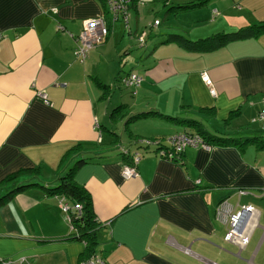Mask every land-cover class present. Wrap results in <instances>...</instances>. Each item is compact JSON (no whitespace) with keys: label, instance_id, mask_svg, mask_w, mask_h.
I'll return each instance as SVG.
<instances>
[{"label":"crops","instance_id":"1","mask_svg":"<svg viewBox=\"0 0 264 264\" xmlns=\"http://www.w3.org/2000/svg\"><path fill=\"white\" fill-rule=\"evenodd\" d=\"M162 1L135 0L124 22L120 13L106 12L104 0H0V197L19 185L37 184L0 203V264H80L87 257L61 207L72 201L42 187L56 186L64 175L59 171L72 168L76 159L86 160L72 175L91 196L99 221L94 253L102 264H264L262 212L253 202L264 201V146L187 147L173 161L136 144L141 138L195 132L162 114L198 115L212 132L264 134V116L259 117L264 34L209 52L162 43L166 37L151 47L146 38L148 53L130 69L142 80L129 87L134 99L126 100L114 90L120 88L123 55L137 41L144 10L149 13ZM176 11L182 13L181 24L202 22V31L207 26V32L230 31L264 21V0H207ZM177 14L167 12L165 19L172 23ZM101 15L109 36L77 60L73 51L85 20ZM204 71L214 95L201 78ZM178 75L186 78L181 89H170L156 102L155 84ZM119 104L127 107L112 119L110 106ZM146 111L156 113L129 121ZM253 121L255 129L244 126ZM126 148L142 153L129 178L122 176L125 162L119 157ZM221 201L235 209L254 208L245 242L224 239L227 225L215 214ZM258 227L262 235L249 242Z\"/></svg>","mask_w":264,"mask_h":264},{"label":"trees","instance_id":"2","mask_svg":"<svg viewBox=\"0 0 264 264\" xmlns=\"http://www.w3.org/2000/svg\"><path fill=\"white\" fill-rule=\"evenodd\" d=\"M135 0L131 1V6H133ZM207 0H190L187 2H183L180 4L173 5V9L188 11L190 9H194L197 7H201L203 4H206ZM261 34H264V21H258L254 23H249L244 26H240L236 29L230 31H219L213 33L204 38H198L195 40L185 39L183 36L175 33L174 31L172 34H168L166 38L161 41L162 43H176L180 45L182 48L192 51V52H209L214 50L218 47H221L229 42L237 41L240 39L257 37ZM134 71H128L127 73L120 74L118 80L121 82V78ZM122 84V82H121ZM126 104H119L112 109L110 112V117L113 119L116 118L117 115L123 112L126 108ZM156 113L154 111H146L137 113L131 117H129V121L133 120L136 117H144L147 115H151ZM158 113V112H157ZM161 114V113H160ZM124 114H122L123 116ZM162 116L172 119L176 122L186 123L189 126H193L195 128V133H198L202 136V138L210 144L212 147L216 145H234L239 148L245 147L249 143H258L260 147L264 146V134H257V132L245 133L237 132V134H228L224 132H212L207 129L205 126L203 127L202 122L196 118H189V119H181L174 116L163 115ZM232 117V116H231ZM230 117V118H231ZM229 118V119H230ZM230 120L227 122V127L230 124ZM242 127H240L241 129ZM243 130L247 128H242ZM190 132V131H186ZM241 133V134H239ZM137 145H141L139 141H136ZM163 146H167L162 142ZM134 150H130L126 148V151H122L120 153V159L124 160L125 163L129 162V155L128 153L133 152ZM85 159L77 160L75 165L69 169V171L59 178V182L56 186L52 188H48L47 186L42 185L43 188L50 192L59 193L72 201L73 204H79L80 208L76 211L69 210L70 215V224H73L76 231L71 230L75 234V237L82 240L85 244V255L90 256L95 252V245L97 242L96 239V232L99 228V221L95 216V212L93 210L91 196L89 192L85 189L84 186L78 184L73 178L74 170L82 163H85ZM37 185L36 183H28L19 185L5 195L0 197V203L4 200L10 198L14 193L21 191L29 186ZM71 208V205H69Z\"/></svg>","mask_w":264,"mask_h":264},{"label":"built area","instance_id":"3","mask_svg":"<svg viewBox=\"0 0 264 264\" xmlns=\"http://www.w3.org/2000/svg\"><path fill=\"white\" fill-rule=\"evenodd\" d=\"M132 0H104L105 9L107 13L118 15L121 14L124 22H128L129 8L131 6ZM214 14L218 13V10H213ZM159 20H155L152 26H157ZM110 28L108 25V21L105 16H97L92 17L84 22L83 29L76 37L77 46L75 47L73 53L77 60L83 61L90 50L96 47L97 45L102 44L107 37L109 36ZM2 34L0 32V38ZM146 35L144 32L138 35V42L141 43L145 39ZM202 80L210 87V93L215 94V89L212 86L211 80L208 74L204 71L201 75ZM142 77L136 72H130L124 75L121 78V82L124 86L127 87H135L139 85ZM40 96L45 104H50L46 94L44 92L40 93ZM264 112H260L259 117L263 118ZM168 140V142H167ZM141 144V149L145 151H154L161 158L169 159L176 161L180 159L181 154L185 151L187 147H200L205 150L211 149V145L205 142L201 135L195 132H186L180 131L174 134H171L168 138H141L139 140ZM167 142L168 146H163L162 142ZM154 149V150H153ZM126 151V149H122V151ZM129 162L124 163L122 165V176L124 178H129L136 174V165L142 157V153L139 150H135L132 153H128ZM264 194V190H262ZM240 195L246 192L240 191ZM61 207L64 212L67 214L68 222L70 223V215L69 210L76 211L80 208L79 204H73L70 206L63 202L61 203ZM254 212V208L250 206V211H246V209H235L230 204L226 203V201H221L215 210V214L219 217L222 222L227 225V232L224 236V239L227 241H236V242H245L243 241L248 232L247 227L248 223L251 224L254 222L251 217V214ZM73 231L75 227L73 224H70ZM103 261L100 257L96 256V254H92L90 256L85 257L80 264H102ZM7 264V263H4Z\"/></svg>","mask_w":264,"mask_h":264},{"label":"rangeland","instance_id":"4","mask_svg":"<svg viewBox=\"0 0 264 264\" xmlns=\"http://www.w3.org/2000/svg\"><path fill=\"white\" fill-rule=\"evenodd\" d=\"M170 1H175V3H177V2H187L190 0H170ZM170 1L169 0H163L162 2L159 3V5H157V8L155 10L150 11L149 13H146L147 11L144 10L145 13L142 14L140 33L144 32V34L146 35L145 39L147 38L146 41H147V43H150V46L152 45L153 40H156V42H158V41L162 40V38H165L171 29H173V31H175V33L177 32L178 34L183 36L185 39H189V40L204 38V37H207L213 33H216L218 31L222 30V29H219L217 31L207 32L210 29V27L207 26L206 29L204 31H202L198 27L200 24H204L202 22H197V23L194 22V23H190V24H186V23L181 24L182 23L181 22L182 13H181V11H176V9H173V7H172L173 5L170 4L171 3ZM168 3L170 5H168ZM170 11H173V14L178 13L177 17L174 18V22H172V23H170L169 20L165 19V14H167V12H170ZM156 19L159 20V22H160L159 28L158 27L155 28L154 26H152ZM206 21L211 22L210 20H206ZM130 24L131 25L134 24L133 20L130 21ZM169 25L171 28L169 27ZM244 25H246V24H243L242 26H244ZM236 27H238V26H236ZM123 29L124 28L122 25L120 30L123 31ZM227 29H231V27H228ZM188 31H191V32H188ZM124 33L126 34L127 38H130L131 40L133 39L132 37H130L129 34H127V31H124ZM137 39H138V36H137ZM145 39L141 43H139L138 40L133 42L134 44L131 46V49H132L131 53H129V54L126 53L123 55V57H126V58H124V61L122 62L123 69L119 72V74H124V73H127L128 71H130V69H132V66L136 65L137 61L140 60V57L144 53H146V54L148 53L147 51H145V49L143 47V45L145 43ZM150 59L152 60L151 57L149 58V61H150ZM149 61H147L144 65H147V63H149ZM182 79L186 80V78H183L182 76H179V75L176 77L172 76L167 81L161 82L159 85L155 84L156 97L154 100L156 102L161 101V99L164 97L165 93L167 91H169L170 89H179L180 90ZM166 84H167V86H166ZM119 86H120V88L114 89V90H116V92H118L117 95H120V93L123 92L124 93L123 97H125L126 100L127 99L128 100L134 99L133 96L131 95V89L129 87H126L121 83L119 84ZM157 91L159 92V94H157ZM134 97H135V95H134ZM112 109H113V106L111 105L110 109H109V113L112 111ZM121 117L122 116L118 117L116 122L121 121ZM195 117L198 118L199 120L203 121L202 118L199 117L198 115H195ZM254 119H256V118H254ZM258 119H260V118H258ZM248 124L249 125H244V126L250 127V128L252 127L253 129L256 128V126L254 125V121L252 123L248 122ZM188 128L190 129L192 127H188ZM243 135H246V134L243 133ZM167 142H168V140H167ZM167 142H166V144L168 146L169 144ZM113 153L116 154L115 151H113ZM76 160H78V159H76ZM76 160H74L71 163L70 167H72L74 165ZM68 169H66L64 171L60 170L59 174L61 173L60 175H63V174L65 175L68 172ZM253 202L257 204V206L260 208V210L262 212V216L260 219V225L264 226V201L256 200ZM262 232H263V230L261 227L256 228L249 242H255L256 240H258L260 235H262ZM261 242H264V238Z\"/></svg>","mask_w":264,"mask_h":264},{"label":"water","instance_id":"5","mask_svg":"<svg viewBox=\"0 0 264 264\" xmlns=\"http://www.w3.org/2000/svg\"><path fill=\"white\" fill-rule=\"evenodd\" d=\"M238 209L239 211H241L242 209H246V211H250V205L242 204L239 205Z\"/></svg>","mask_w":264,"mask_h":264},{"label":"bare ground","instance_id":"6","mask_svg":"<svg viewBox=\"0 0 264 264\" xmlns=\"http://www.w3.org/2000/svg\"><path fill=\"white\" fill-rule=\"evenodd\" d=\"M263 193V192H262Z\"/></svg>","mask_w":264,"mask_h":264}]
</instances>
